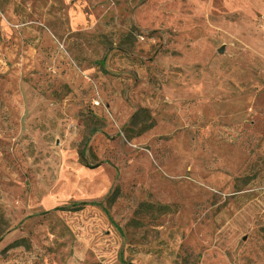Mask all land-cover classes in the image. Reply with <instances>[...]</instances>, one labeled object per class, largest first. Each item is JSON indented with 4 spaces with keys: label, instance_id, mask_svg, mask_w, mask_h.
<instances>
[{
    "label": "rangeland",
    "instance_id": "1",
    "mask_svg": "<svg viewBox=\"0 0 264 264\" xmlns=\"http://www.w3.org/2000/svg\"><path fill=\"white\" fill-rule=\"evenodd\" d=\"M0 264H264V0H0Z\"/></svg>",
    "mask_w": 264,
    "mask_h": 264
}]
</instances>
